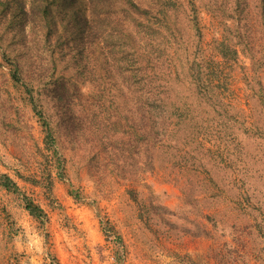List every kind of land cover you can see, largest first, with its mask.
Returning a JSON list of instances; mask_svg holds the SVG:
<instances>
[{
    "label": "rangeland",
    "instance_id": "1",
    "mask_svg": "<svg viewBox=\"0 0 264 264\" xmlns=\"http://www.w3.org/2000/svg\"><path fill=\"white\" fill-rule=\"evenodd\" d=\"M104 5L100 56L86 0H0V264H264L260 0ZM132 19L160 28L171 122L142 154L121 144Z\"/></svg>",
    "mask_w": 264,
    "mask_h": 264
},
{
    "label": "trees",
    "instance_id": "2",
    "mask_svg": "<svg viewBox=\"0 0 264 264\" xmlns=\"http://www.w3.org/2000/svg\"><path fill=\"white\" fill-rule=\"evenodd\" d=\"M104 2L105 0H86L92 11V19L89 23L88 20L83 18L77 26L80 31L87 30L88 32L78 39V42H89V45H94L100 56L103 50V42L107 46L109 45L111 54H115L114 51L116 50V43L111 42V39H109L112 34L105 33L106 27H103L107 22ZM260 4V16L264 26V0H260ZM134 8L139 13L140 6L134 5ZM141 10L146 11V14L153 13L147 9ZM137 20L132 19V21H135L133 26L137 29L140 27L139 31L130 33L124 30V39L121 41V43L123 42L121 44L123 53L121 59L123 58L122 67H124L122 74L127 80L132 81H130V86H126L125 89L121 88L119 91L123 99L121 109L124 113L121 116L122 124H120V128H123L124 133L121 144L127 146L132 135L136 138V144H139L138 150L140 149L139 152L142 154V151L145 153L147 149L151 150L152 147L155 149V147L164 146L163 139L167 131L170 130L171 122L168 118L169 115H167L170 112L168 93L164 92L165 90L163 91L164 87L161 83L165 76L166 63L160 60L161 57L155 55L158 50L155 43L159 38L157 33L160 28L156 24H142ZM105 34L107 37H105ZM133 48L136 49V52L132 54L130 50H133ZM126 55L127 57H125ZM155 80H160V83H155ZM56 100L62 101L63 106L66 105V100L62 95L58 96ZM41 114L39 112V115ZM43 124L46 125V122H43ZM144 166L145 164L141 162L133 172H124L122 177L133 179L138 171L145 170ZM1 177L3 181H0V185L5 189L8 190L11 185H14L8 177ZM26 209L36 217L43 214L42 210L32 203H27Z\"/></svg>",
    "mask_w": 264,
    "mask_h": 264
}]
</instances>
